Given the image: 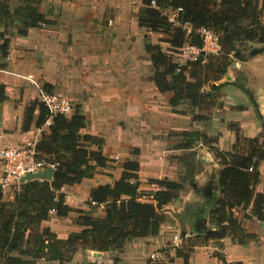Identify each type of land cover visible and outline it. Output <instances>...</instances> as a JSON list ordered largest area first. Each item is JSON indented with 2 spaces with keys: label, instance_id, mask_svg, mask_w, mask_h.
Returning <instances> with one entry per match:
<instances>
[{
  "label": "crops",
  "instance_id": "0c3cea01",
  "mask_svg": "<svg viewBox=\"0 0 264 264\" xmlns=\"http://www.w3.org/2000/svg\"><path fill=\"white\" fill-rule=\"evenodd\" d=\"M141 8L142 0H44L40 10L48 23L29 29L24 37L10 36L8 56L0 59V86L6 97L0 103V147H15L34 138L38 109L32 114L31 123L26 124L32 103L41 102L49 91L67 95L86 119V127L80 133L100 138L102 153L111 162L105 168H97L92 179L63 187L59 194L64 195L70 209L91 212L97 218L104 215V207L87 204L90 190L119 180L122 163L132 158V150H138V181L141 190L147 192L151 191L147 180L173 181L170 176L175 163L168 164L157 157L159 149L180 154L184 167L190 159L202 164L197 176L203 180L210 170L208 162L217 172L220 170L212 149L226 152L233 149L238 136L254 138L264 132V55L244 56L238 68L229 69L233 81L216 86L212 82L210 87L219 89L218 105L211 110L208 121H193L194 115H200L198 109L173 112L177 109L168 104L171 94H161L151 81L152 68L145 50L148 35L138 26ZM238 76L243 78L242 83L236 82ZM200 113L206 116L208 111ZM193 130L199 131L202 138L192 149H179V133ZM158 132L161 139L154 143ZM168 133L179 140L178 150L168 148L172 145ZM257 172L255 195L264 194V162L258 164ZM208 180L198 183V189L207 192ZM217 191L219 198V188ZM208 197L211 195L184 187L178 200L162 208L166 221L157 236L126 241L119 253L100 252L99 260L92 257L91 251L79 250L69 263L63 264H113L116 257V264H146L152 254L164 262L167 257L161 250L170 247L169 256L175 245L195 237L182 238L178 243L179 236L190 233L198 218L204 216L190 206L197 202L207 211L209 207L204 202ZM7 200H12V195ZM233 212L239 219L249 216L242 224L254 240L246 245L235 244L228 238L211 240L195 247L187 264H264V222L251 217L249 208ZM77 217L74 212L66 217L51 212L42 227L58 239H66L82 230L75 222ZM208 224L214 226L210 221ZM174 237L177 243H173ZM36 264L60 263L41 260ZM171 264L184 263L175 258Z\"/></svg>",
  "mask_w": 264,
  "mask_h": 264
},
{
  "label": "trees",
  "instance_id": "16d2710c",
  "mask_svg": "<svg viewBox=\"0 0 264 264\" xmlns=\"http://www.w3.org/2000/svg\"><path fill=\"white\" fill-rule=\"evenodd\" d=\"M43 1L0 0V59L8 56L10 36L24 37L29 29L48 23L40 10ZM151 1L155 2V7L150 5ZM166 11L177 12L176 23L169 22ZM263 20L264 0H142L138 26L163 36L160 42L168 46L167 51H163L145 38L152 68L151 81L161 94H171L168 104L172 109L188 107L208 111L206 116L200 113L193 118V121H208L219 98V89L211 88L210 84L225 75L232 54L240 44H264ZM200 28L210 29L218 36L220 55L201 54L195 62L177 67L173 56L184 46L201 48L197 33ZM4 101V89L0 86V103ZM35 109H38L36 127L50 120L47 132L37 143V157L54 165V174L50 182L33 180L20 185L13 191L12 200H6L0 188V264H36L41 260L69 263L79 250L119 253L126 241L157 236L166 221L161 210L179 198L182 183L150 180L149 184L156 185L157 190L142 191L138 181L139 163L130 159L122 163L119 180L89 192L87 204L103 206L102 217L70 209L60 190L92 179L97 168H105L111 161L102 153L100 138L80 133L86 127V119L79 107L68 115H60L51 114L43 103L34 102L27 110V125ZM179 134V149H192L202 138L197 130ZM212 152L221 167L218 173L220 198L208 197L205 204L210 210L209 221L216 230L189 238L184 241L186 245L174 244V258L167 254L170 247L161 250L169 262L179 258L186 264L195 247L211 240L228 238L238 245L253 241L254 235L248 234L242 224L249 216L239 219L233 210L249 208L251 217L264 222V194L255 195L253 191L259 178L257 166L264 162V132L254 138L238 136L232 151L212 149ZM142 197H149V202L142 201ZM198 211L202 215L206 209ZM51 212L58 217H66L70 212L78 214L75 222L82 230L69 234L66 239H58L48 228L42 227ZM118 261L114 258L113 264ZM147 264L164 262L149 257Z\"/></svg>",
  "mask_w": 264,
  "mask_h": 264
},
{
  "label": "built area",
  "instance_id": "2783aa9c",
  "mask_svg": "<svg viewBox=\"0 0 264 264\" xmlns=\"http://www.w3.org/2000/svg\"><path fill=\"white\" fill-rule=\"evenodd\" d=\"M150 5L155 7V2L151 1ZM174 13V15L172 13ZM176 13L173 11H166L165 14L168 16V20L171 23H176ZM188 29V28H187ZM202 45L201 48L184 46L180 51L181 57H186V60L182 63H176L177 67L185 66L187 62H195L198 57L203 54L204 56L217 57L221 53V46L219 43L218 36L207 28H200L197 31ZM178 71V69H177ZM41 103L51 114L68 115L71 113L72 106L68 101V98L61 96L57 93L45 94L41 97ZM50 120H47L43 125L36 127L35 136L32 140L25 142L24 144L17 145L15 147H0V163L2 168V177L0 179V188L8 186L15 187V190L19 189V180L28 174H33L43 165H48L54 169V165L45 163L43 160L38 159V152L36 150L37 143L40 141L41 135L49 127ZM114 160H117L115 158ZM251 171V169H249ZM151 191H155L157 186L149 184ZM149 197H142V201L149 202ZM155 255H151L150 258L153 260Z\"/></svg>",
  "mask_w": 264,
  "mask_h": 264
},
{
  "label": "water",
  "instance_id": "95a60500",
  "mask_svg": "<svg viewBox=\"0 0 264 264\" xmlns=\"http://www.w3.org/2000/svg\"><path fill=\"white\" fill-rule=\"evenodd\" d=\"M260 55H264V44L242 43L237 47V51L234 54H232L231 65H233V68L234 67L238 68L239 64L245 60L244 56H247L249 58H255V57L260 56ZM231 65L227 68L225 75L220 80L214 82L213 86H216V84H218V83H219V85H222L228 81H233L232 75L228 74L229 71H231V70H229V69H231L230 68ZM236 82H237V79H236ZM200 161L204 162V159L202 157H200ZM206 161H208V160H206ZM194 166H195L194 164H191L192 170L194 169ZM208 166H209L211 174H210V179L208 180V184L206 186V187H208V188H206L207 192L203 191V188L198 189V186L196 183H191L190 187H192L193 189H197V191H199L202 195H211V198L215 197L214 199L218 200L220 198V196H219V198H216V196L218 194L217 190L219 188V186H218V173L219 172H217V168L215 166H212L211 161L208 162ZM219 167H220V165H219ZM53 174H54L53 168L49 167L48 165H43L40 168V170H37L35 173L23 176L19 180V183L22 185L24 183H27V182L33 181V180H45V181L50 182V181H52ZM216 177H217V180L215 181ZM208 190H209V192H208ZM219 191H220V188H219ZM182 192L180 193V196H181ZM206 201H207V198L205 199L204 204L206 203ZM196 205L199 208H201L200 203L195 204V206ZM209 211L210 210L208 209L204 213V216L198 218V221L194 225L195 227L193 228V230L190 233H183L181 237L179 236L178 243H181L182 238H185V237H191L194 235L195 236H204V235H208V234L215 231V226L208 224V222H209ZM91 252H92V257L96 260H99L100 252H95V251H91ZM85 264H95V262H86Z\"/></svg>",
  "mask_w": 264,
  "mask_h": 264
},
{
  "label": "rangeland",
  "instance_id": "374dc122",
  "mask_svg": "<svg viewBox=\"0 0 264 264\" xmlns=\"http://www.w3.org/2000/svg\"><path fill=\"white\" fill-rule=\"evenodd\" d=\"M264 21V20H263ZM146 32V31H145ZM146 34L148 35L147 37H148V40L152 43V44H158L161 48H162V50H164V49H166L167 48V44H165L164 42H160V39H162V38H164L163 36H161V35H159V34H156V33H151V32H146ZM174 57V62L175 63H182V62H184L185 60H186V57H181L180 56V54L178 53V54H176V56H173ZM230 68H233V65H231V67ZM229 75H232L233 76V74H232V72L231 71H229V73H228ZM237 81H239V82H241L242 83V81H243V78L241 77V76H238V78H237ZM49 93H57V94H59V95H61V96H65L66 98H68L67 97V95H65L64 93H62L61 91H49L47 94H49ZM45 95V94H44ZM39 101V100H38ZM68 101L70 102V100H69V98H68ZM40 102V101H39ZM70 105L72 106V108H71V112H73V108H75V106H73L72 105V103L70 102ZM177 109V111H179V112H177V113H181L182 111H188V107H179V108H176ZM199 114H200V112H198ZM183 123V122H182ZM168 134H171V135H169V137H171V142H172V145H169V147L168 148H171V149H173L174 148V150L176 151V150H178V149H176V147H177V143H178V141H177V139H176V137H175V134H173L172 135V133H168ZM161 133H159L158 132V136L156 137V140L154 139V143H159V141H160V139H161ZM158 150V149H157ZM160 151V153L157 155V157H161L162 158V161H165V162H167L168 164H170V163H175L174 164V170L172 171V173H171V175H172V177L170 176V179L171 180H173V182H178V183H182V185H183V188L184 187H186L187 189H191V187H190V184L191 183H196V184H198V183H204L205 181H207L208 180V178H209V176H210V174H211V172H210V170H209V173H207L206 172V176L204 177V179L202 180V179H200V178H198V176L197 175H200L201 174V171H202V164H200L199 162H196L194 159H190L188 162H187V164L185 165V167H184V165L182 164V162L184 161V159L183 160H181V161H179L181 158L179 157V155L180 154H178V155H174V154H169V153H165V152H163L161 149H159ZM218 150V149H217ZM227 150H229V151H232L233 149H227ZM220 151V150H219ZM229 151H226V152H229ZM212 152V151H211ZM224 152V151H223ZM212 154H213V152H212ZM182 155V154H181ZM212 156H214V155H212ZM131 159H136V160H138L137 158H138V150H132V152H131ZM214 158V160L217 162V160L215 159V157H213ZM191 164H194L195 166H194V169L192 170L191 169ZM0 166H1V163H0ZM219 168H221V167H219ZM139 170H140V168H139ZM167 179V178H166ZM152 181V180H151ZM150 182V180H147L146 181V183H149ZM183 188H182V190H183ZM2 190H3V192H4V198L7 200L8 198H9V196L10 195H12L13 194V191H15V187H12V186H8V187H5V188H2ZM13 197V196H12ZM194 204H198L197 202H195V203H193L192 205H194ZM197 206V205H196ZM191 207V210H196V211H198L199 210V207L198 208H196L195 206H190ZM199 215V214H198ZM187 241V240H186ZM198 242H200V240H198ZM173 243H177L176 242V238L174 237V240H173ZM186 243L187 242H183V244L184 245H186ZM171 253L169 254V257H171V258H174L175 257V254H174V250L173 251H170ZM194 252V251H193ZM192 252V253H193ZM192 253H191V255H192ZM152 255H155L154 256V258H156V256H158L157 254H152ZM191 255H190V257H191ZM151 256V255H150ZM168 257V256H167ZM190 257H189V259H190ZM151 259V258H150ZM189 259H188V261H189ZM154 260V259H153ZM155 260H158V258L157 259H155ZM175 260V259H174ZM174 260L172 261V262H174ZM182 260V259H181ZM183 261V260H182ZM188 261H187V263H188ZM172 262H169L168 261V258L164 261V264H171ZM184 263V262H183ZM186 263V264H187ZM146 264H147V262H146Z\"/></svg>",
  "mask_w": 264,
  "mask_h": 264
}]
</instances>
